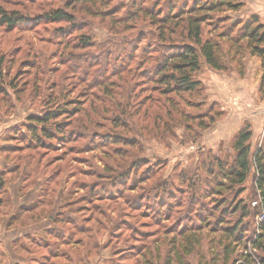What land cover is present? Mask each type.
I'll return each instance as SVG.
<instances>
[{
    "label": "rangeland",
    "instance_id": "1",
    "mask_svg": "<svg viewBox=\"0 0 264 264\" xmlns=\"http://www.w3.org/2000/svg\"><path fill=\"white\" fill-rule=\"evenodd\" d=\"M201 1L0 0L24 19L0 22V264L264 259L255 179L218 169L245 124L251 154L264 143L261 59L230 46L253 15L264 24V0L208 16L224 69L202 60L200 90L163 95L144 79L163 48L156 21ZM50 113L53 138L30 134L29 116Z\"/></svg>",
    "mask_w": 264,
    "mask_h": 264
},
{
    "label": "trees",
    "instance_id": "2",
    "mask_svg": "<svg viewBox=\"0 0 264 264\" xmlns=\"http://www.w3.org/2000/svg\"><path fill=\"white\" fill-rule=\"evenodd\" d=\"M79 1L89 3L91 0ZM242 6L240 0H204L195 2L189 9L178 10L175 13L162 16L155 24L160 30L157 39L163 48L157 51L159 58L155 60L153 66L144 71V79L163 95L177 97L183 94H193L200 90L201 83L194 76L200 70L202 60L214 70L224 69V56L219 43L210 38H203V25L208 21V16L226 11L237 12ZM152 15L153 13L146 14V16ZM46 17L50 21L66 23L73 20L71 15L61 10L52 11ZM23 21L24 19L17 16L16 13L9 14L0 8V22L6 27H15ZM168 36L175 37L169 38ZM223 38H227V36L221 35L220 39ZM240 43H244L243 47L249 55L261 59L264 73V24L259 22L257 16L253 15L249 21L245 22L243 31L230 39V46L237 49L235 53L241 50ZM53 118L52 113L43 117L29 116L27 124L29 133L36 134L37 129H41L45 138L52 139L50 132L42 127ZM251 138L250 125L245 124L232 139V150L235 153L232 165L226 169L219 165L218 169L224 170L225 173L219 171L223 178L237 186L243 185L252 174L255 184L261 192V205L264 209V143L252 155ZM3 184L0 178V188ZM235 230H237L236 227ZM261 230L264 231V222L261 223ZM260 237L263 238L264 235H260ZM256 247L258 248L259 245ZM245 258L241 264H264V259L254 260L248 255Z\"/></svg>",
    "mask_w": 264,
    "mask_h": 264
}]
</instances>
